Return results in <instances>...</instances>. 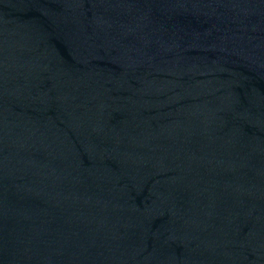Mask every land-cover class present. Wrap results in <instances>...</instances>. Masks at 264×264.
<instances>
[{
  "label": "water",
  "instance_id": "obj_1",
  "mask_svg": "<svg viewBox=\"0 0 264 264\" xmlns=\"http://www.w3.org/2000/svg\"><path fill=\"white\" fill-rule=\"evenodd\" d=\"M0 264H264V0H0Z\"/></svg>",
  "mask_w": 264,
  "mask_h": 264
}]
</instances>
